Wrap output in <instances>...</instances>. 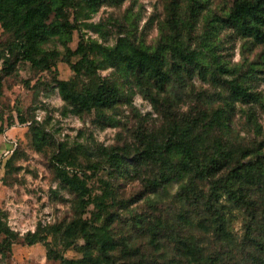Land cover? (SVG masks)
I'll return each mask as SVG.
<instances>
[{
  "label": "rangeland",
  "instance_id": "obj_1",
  "mask_svg": "<svg viewBox=\"0 0 264 264\" xmlns=\"http://www.w3.org/2000/svg\"><path fill=\"white\" fill-rule=\"evenodd\" d=\"M239 1L104 0L98 9L86 11L85 0H74L66 9L76 25L68 43L71 52L82 38L106 46L123 38L150 48L163 44L169 64L172 44L198 55L195 66H175L164 85L115 68L83 69L75 75L71 65L78 57L67 54L55 37L43 48L55 51L56 58L48 70H39L21 59L13 33L0 25V264H92L98 254L82 251V223L87 228L107 225L117 244L114 264L179 260L176 242L191 237L202 246L211 244L204 247H211L208 252L220 249L207 228L196 226L202 218L194 219L187 201L178 196V185H169L165 197L148 187L157 167L139 166L140 172L119 177L104 156L105 150L126 148L134 160L148 147L186 140L198 162L223 180L232 167L258 156L264 160V42L229 23ZM60 81L81 99L104 81L117 87L120 101L110 108L80 109L59 94ZM236 85L249 97L236 99ZM32 127L49 137L40 151L32 143ZM59 148L69 153L66 171L84 174L92 202L84 209L58 178ZM243 187L247 207H238L223 189L217 191L216 206L233 241H222V250L235 251L232 261L223 264H243L249 222L264 236V178ZM153 236L159 251L151 246Z\"/></svg>",
  "mask_w": 264,
  "mask_h": 264
},
{
  "label": "trees",
  "instance_id": "obj_2",
  "mask_svg": "<svg viewBox=\"0 0 264 264\" xmlns=\"http://www.w3.org/2000/svg\"><path fill=\"white\" fill-rule=\"evenodd\" d=\"M73 2L74 0H0V25L4 30L13 33L17 53L23 61L39 70H48L57 53L46 50L43 45L53 37L62 44L67 54L78 57V61L71 65L75 75L80 74L83 69L90 73L92 69L115 68L124 74L144 75L149 80L153 79L160 85H164L169 82L171 70L175 66L180 64L195 66L199 61L195 52H187L180 45L172 44L168 46L172 62L169 64L166 58L167 47L163 44L150 48L134 45L123 38H119L112 46L102 45L92 40L84 41L82 38L76 50L71 52L68 43L71 41L76 25L75 21L69 20L66 9L72 6ZM103 2L104 0H85L84 9L93 11ZM228 20L240 34L250 36L257 42H264V0L237 2ZM169 65L170 68H168ZM57 88L65 101L89 111L110 108L120 101V92L117 87L108 85L104 81L98 82L94 91L86 99H81L78 94L71 91L67 82H58ZM233 95L236 99L242 100L249 97V94L239 85L233 88ZM31 140L39 151L49 144V137L38 127L31 128ZM59 151L56 155L57 163L61 167L58 168V178L67 189L77 195L79 207L84 209L92 203L87 198L84 174L67 172L64 161L69 158V153L61 148ZM127 151L129 150L126 148L105 150V161L117 176L125 177L131 171L140 172L139 166L157 167L158 172L154 178L147 180L148 187L153 193L165 197L168 194L169 185H178V196L187 201L194 219L200 216L202 218L201 222L198 221L200 226L198 222H195L196 226L201 229L207 228L210 237L214 239L217 246H220V249L208 252L206 249L211 247H204L211 244L202 246L192 237L188 241L176 242L175 250L180 258L168 261L167 264H223L224 260L230 263L235 251L222 250V241L226 244L233 241L229 239L216 206L219 198L217 191L223 189L227 198L238 207H247L248 202L244 197L247 192H243V186L262 181L264 160L258 156L254 162L232 167L223 180L224 177H215L212 167L203 166L198 162L192 144L186 140L176 142L168 140L159 148L148 147L140 151L134 160L128 159ZM204 188L207 196L202 198L201 189ZM106 221L110 222L111 219L108 218ZM190 222L192 220H189ZM252 225L251 222L248 223L243 237L245 246L243 264H264V236L256 234ZM3 229L4 226L0 220V233ZM80 234L84 241L82 251L85 254L96 251L98 254V258L93 260L92 264H114V251L117 249V244L110 237L107 225L87 228V223H82ZM153 240L154 236L150 240L151 246L159 251L157 242H152ZM129 249L125 250V254L129 253Z\"/></svg>",
  "mask_w": 264,
  "mask_h": 264
}]
</instances>
